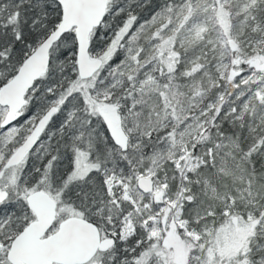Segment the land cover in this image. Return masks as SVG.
Returning <instances> with one entry per match:
<instances>
[{
    "label": "snow or ice",
    "instance_id": "obj_1",
    "mask_svg": "<svg viewBox=\"0 0 264 264\" xmlns=\"http://www.w3.org/2000/svg\"><path fill=\"white\" fill-rule=\"evenodd\" d=\"M0 264H264V0H0Z\"/></svg>",
    "mask_w": 264,
    "mask_h": 264
}]
</instances>
